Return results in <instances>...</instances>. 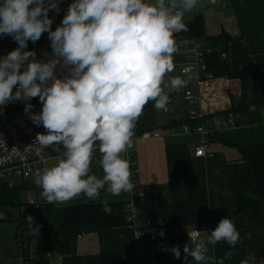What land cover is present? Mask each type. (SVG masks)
<instances>
[{
	"label": "clouds",
	"instance_id": "obj_1",
	"mask_svg": "<svg viewBox=\"0 0 264 264\" xmlns=\"http://www.w3.org/2000/svg\"><path fill=\"white\" fill-rule=\"evenodd\" d=\"M60 3L0 0V36H11L18 44L0 57V107L39 98V113L31 111V103L24 109L45 129L34 141L38 152L54 145L64 149L55 165L35 173L34 183L49 203L63 204L82 195L95 200L102 189L113 196L131 192L130 162L122 154L133 146L145 105L153 101L157 110H166L170 103L162 84L175 69L174 35L188 30L184 18L200 0H74L52 30L49 12L59 14ZM45 32L55 58L42 61L27 49L29 41H39ZM58 65L69 68L62 79L55 74ZM187 82L175 76L169 86L179 89ZM97 141L102 177L90 174ZM102 204L110 213L108 201ZM28 220L34 223L33 217ZM239 238L235 223L225 217L207 241L199 239V231L189 234L191 244L183 252L196 264H208L209 244L235 246ZM171 251L180 259L178 245ZM240 264H257L255 255Z\"/></svg>",
	"mask_w": 264,
	"mask_h": 264
},
{
	"label": "crops",
	"instance_id": "obj_2",
	"mask_svg": "<svg viewBox=\"0 0 264 264\" xmlns=\"http://www.w3.org/2000/svg\"><path fill=\"white\" fill-rule=\"evenodd\" d=\"M73 2L61 0L59 14L52 11V30L61 23L68 6ZM198 15L203 17L208 38L230 36L223 48H216L227 53L224 62H227L230 70L237 72L244 69L249 75L247 102L264 99V0H200L198 7L187 14L184 21H190ZM37 42L46 47L45 53L40 54L37 60L55 58L47 32ZM32 43L28 42L27 50L31 49ZM16 44L13 39L0 36V48ZM215 56L220 58L219 54ZM173 59L175 69L165 77L162 88L168 96H176L174 105L177 111L167 113L157 110L154 102L149 101L136 122L132 138L133 146L130 149L135 154L139 169L136 189L138 224L150 223L158 233V242L170 245L166 255L159 256L160 264H196L191 257L186 259L183 252L185 244H191L190 232L202 230L199 239L207 241L218 222L228 217L235 223L240 238L235 246L225 241L213 245L215 264H220L221 260L223 264H240L252 254L259 264L264 261V206L244 211L236 217L234 210L236 195L249 193L255 186L252 164L243 158L242 151H253L264 143V107L236 113L234 123L223 126L216 134L218 137L209 140L207 155L195 156L201 135L186 133L180 128L189 117L181 101L184 88L172 89L169 86L168 78L179 74L182 57L174 55ZM55 74L62 79L69 74V68L58 65ZM196 91L202 95L197 109L205 116L226 115L232 108L233 100L239 101L243 95L241 80L226 76H217L209 87L196 88ZM177 115L181 118L176 119ZM174 127L177 130L173 132ZM145 132H158L160 135L143 137ZM98 145L97 141L95 146ZM57 147L59 151H56ZM63 151L62 145L46 148V166L55 165L62 158ZM95 153L90 174L102 177L98 148ZM31 181L15 182V186L27 183L29 187L26 191H29L33 187ZM129 199V192H125V197H120L102 189L93 201L118 203ZM34 200L31 205L37 204L33 209L29 206L25 208L31 211L23 217L29 232L23 236V244L19 246L18 252L19 259L22 258L27 264L42 254L41 230L58 228L63 221L65 207L90 201L83 195L63 204L41 203L39 198ZM29 216L34 218L33 224L28 220ZM177 245L181 252L180 259H176L171 251ZM229 251L230 256L226 255ZM113 252L122 253V264H150L147 261V244L136 242L135 229L127 222L79 235L75 256L48 255L45 264H99L101 253Z\"/></svg>",
	"mask_w": 264,
	"mask_h": 264
},
{
	"label": "built area",
	"instance_id": "obj_3",
	"mask_svg": "<svg viewBox=\"0 0 264 264\" xmlns=\"http://www.w3.org/2000/svg\"><path fill=\"white\" fill-rule=\"evenodd\" d=\"M177 51L174 55H180L182 61L179 64V74L186 79L187 85L181 101L187 108L188 117L191 121L197 122L195 127L189 123H182L180 128L186 133H197L201 135V141L196 147L195 156L204 157L207 155V147L211 136L216 135L223 126L231 125L235 121V114L228 111L226 115L205 116L198 111L202 101V95L197 89L207 88L217 78L214 70L210 67V59L219 54L220 58L226 61L228 55L212 46L204 38H185L177 39ZM18 44L10 47L0 48V57L6 56L10 51L17 48ZM46 47L40 46L38 42L31 44L32 51H35L36 58L45 53ZM187 70V71H185ZM170 76L168 80L170 81ZM170 103L166 106L164 112H176L174 103L177 101L176 96L169 95ZM25 103H31V111L39 113L42 105L39 98H33L28 102L16 101L10 102L0 107V181L7 182V185L13 187L15 182H11L12 177H20L23 180L35 179V173L38 169L47 167L46 148L40 150L39 145L35 143L37 133H42L43 126H36L30 119L29 113L25 112ZM181 118L177 115L176 119ZM177 129L174 127L173 132ZM158 132L143 133V137L159 136ZM98 146L94 145V152ZM130 162L132 172L131 181L134 185L133 190L129 192L130 199L124 202L126 221L135 229V238L137 243H144L148 246L147 261L150 264H160L159 256L166 255L169 250V244L158 242L159 236L155 228L150 223L139 225V208L136 202V189L138 187V164L134 152L131 149L122 154ZM142 194V193H141ZM34 198H29V203L33 204ZM6 214L0 211V219H4ZM199 231V237L202 232L200 229L193 230L190 235ZM139 236V237H138ZM138 237V238H137ZM208 264H215L213 256V245H208ZM49 256L51 254H48ZM61 256V255H60ZM62 257V256H61ZM19 264H27L23 261Z\"/></svg>",
	"mask_w": 264,
	"mask_h": 264
},
{
	"label": "trees",
	"instance_id": "obj_4",
	"mask_svg": "<svg viewBox=\"0 0 264 264\" xmlns=\"http://www.w3.org/2000/svg\"><path fill=\"white\" fill-rule=\"evenodd\" d=\"M52 11L49 12V16ZM187 31L178 32L175 39L204 38L212 46L223 48L230 39V36L219 35L207 37L203 17L198 15L194 19L185 22ZM12 39L11 36H6ZM210 39V40H209ZM220 48V47H219ZM220 48V49H221ZM210 67L217 76L237 77L241 80L243 95L239 101L233 100L232 108L228 111L246 112L250 106L264 107V99L253 103L247 102V95L250 91V77L246 70L233 72L227 62L217 58L210 59ZM191 127H195L197 122L189 118L185 120ZM176 125V122L172 123ZM218 137L211 136V139ZM244 159H248L252 164L255 186L249 193H238L235 197V217L244 211L258 209L264 206V143H261L253 151H242ZM28 184L23 183L14 187L0 182V210L4 207L18 208L23 205L22 193L28 189ZM124 202L109 203L110 213H105L102 202L90 200L88 202L76 203L64 208L63 221L56 229L46 228L41 230L42 234V254L38 258L30 260V264H45L48 254L61 255L62 257H72L76 255L77 239L79 235L86 232L98 231L102 228H109L126 223ZM99 264H122V253H101Z\"/></svg>",
	"mask_w": 264,
	"mask_h": 264
},
{
	"label": "rangeland",
	"instance_id": "obj_5",
	"mask_svg": "<svg viewBox=\"0 0 264 264\" xmlns=\"http://www.w3.org/2000/svg\"><path fill=\"white\" fill-rule=\"evenodd\" d=\"M183 89V88H182ZM96 154V153H95ZM96 158V156H95ZM98 161V159H96ZM30 183L33 187L22 194L23 205L20 208H10L4 207L2 211L6 214L5 219H0V264H19L22 262V258L19 259L18 252L19 246H22L24 237L27 236V222L24 221L23 217L30 213L29 209H25L26 206H29L30 209H33L35 205H31L27 202V198H39L41 203L47 201L42 193V189L36 186L34 183L35 179ZM23 181L20 177H12L11 182H20ZM2 182V181H0ZM15 186V185H14ZM13 186V187H14ZM120 197H125L124 195H119ZM40 204V203H39ZM25 209V211H24ZM8 213H13L14 217L8 218ZM24 236V237H23ZM20 244L18 245V242Z\"/></svg>",
	"mask_w": 264,
	"mask_h": 264
},
{
	"label": "water",
	"instance_id": "obj_6",
	"mask_svg": "<svg viewBox=\"0 0 264 264\" xmlns=\"http://www.w3.org/2000/svg\"><path fill=\"white\" fill-rule=\"evenodd\" d=\"M5 185H7V182H5ZM7 215H8L10 218L13 217V213H8Z\"/></svg>",
	"mask_w": 264,
	"mask_h": 264
},
{
	"label": "bare ground",
	"instance_id": "obj_7",
	"mask_svg": "<svg viewBox=\"0 0 264 264\" xmlns=\"http://www.w3.org/2000/svg\"><path fill=\"white\" fill-rule=\"evenodd\" d=\"M37 58H40V55L37 57ZM36 57H35V59H37ZM31 59V58H30Z\"/></svg>",
	"mask_w": 264,
	"mask_h": 264
}]
</instances>
